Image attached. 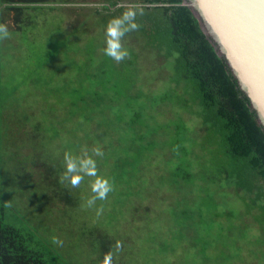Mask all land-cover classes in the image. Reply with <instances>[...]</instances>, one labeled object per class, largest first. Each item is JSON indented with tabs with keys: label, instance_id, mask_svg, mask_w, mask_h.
Instances as JSON below:
<instances>
[{
	"label": "trees",
	"instance_id": "16d2710c",
	"mask_svg": "<svg viewBox=\"0 0 264 264\" xmlns=\"http://www.w3.org/2000/svg\"><path fill=\"white\" fill-rule=\"evenodd\" d=\"M182 3L0 0V264H100L105 253L112 264H264V129ZM130 4L143 10L116 61L104 28ZM64 7L86 12L80 29L47 14ZM128 38L157 59L153 76ZM66 152L96 161L105 199L88 206L94 177L73 186ZM34 164L43 196L26 194ZM35 203L80 242L92 233L93 247L64 257L40 235Z\"/></svg>",
	"mask_w": 264,
	"mask_h": 264
},
{
	"label": "water",
	"instance_id": "95a60500",
	"mask_svg": "<svg viewBox=\"0 0 264 264\" xmlns=\"http://www.w3.org/2000/svg\"><path fill=\"white\" fill-rule=\"evenodd\" d=\"M264 129V0H183Z\"/></svg>",
	"mask_w": 264,
	"mask_h": 264
},
{
	"label": "rangeland",
	"instance_id": "374dc122",
	"mask_svg": "<svg viewBox=\"0 0 264 264\" xmlns=\"http://www.w3.org/2000/svg\"><path fill=\"white\" fill-rule=\"evenodd\" d=\"M71 1H74V0H71ZM78 1H80V0H78ZM66 7H64L63 9L62 8H57L52 13H47V14L50 15V16L52 14H54L55 17H56L55 21L57 23H60L61 21L64 22V24H67L69 29H80V23H81L80 20H83L84 18L87 17L86 12L78 13V11L75 10V13H72V11L70 9L66 8ZM68 7L76 8L75 5L74 6H68ZM67 16H68V19H66ZM89 23L91 24L90 19L88 20V24ZM90 24L88 26H86V27H88V29H102L100 25H96V26L92 25L91 26ZM9 25L11 26L10 20L7 21V25L6 26H9ZM60 29H62V28H60ZM63 29H65V28H63ZM126 43L130 44V45H133L135 52L139 53V56H140L139 59H138L139 60V65H140L141 68L144 69L145 75H148L149 77H151V76H153V74L155 72H158V67H157L158 64H156V62H157L156 58H154L152 55H147V53L143 52L142 49H141V45L139 43H135L134 39L128 38ZM121 45L124 48L123 44H121ZM151 68L152 69H156V71L149 72V70L152 71ZM2 80L3 81L5 80V76L4 77L0 76V83L2 82ZM150 85L152 87H154V86L155 87L156 86L159 87L160 86V81H157V80L154 79V81L150 82ZM17 97H19V95H17ZM37 168L38 167L36 166V164H34L33 166L28 165L26 167L27 175L33 180V182H31L30 179H29V182H31V183H29V187H27L28 191H26V194H29L30 191H34L36 193V195L41 193L42 196H43L45 190L41 189V185H43L44 189H45V185H44V183H43V181L41 179L37 178L35 180V178L37 176L35 171H36ZM33 175H34V177H33ZM42 178H44V177H42ZM219 196L221 198V202L225 203L224 200H223L222 195H219ZM227 199H228V196H227ZM26 202L27 203H32L31 201H26ZM228 202H229V204H232V205H228L227 206L228 208L233 207V210H235L236 212L243 210V206L242 205L238 206V202L236 203L235 200H231V203L228 200ZM37 204L38 203L34 204L33 210H36V209L39 210L40 211V216L42 217L41 220L42 221L44 220V223L39 225V228L41 229V234L40 235L42 237L45 236L44 238L47 239L48 242L50 241L51 238L55 239L57 249L59 251L66 252V255H65V253H63L64 257L65 256L69 257L70 256L69 253L74 252L75 253L74 254V258H75V256H77L79 254V252H78L79 249H81L83 247H86V246L93 247V245L95 244V237H94V235L92 233L86 239H84L83 242H80V240L82 239L83 236L82 237L81 236L80 237L77 236L78 234L76 233L74 227H69L67 224H64L63 222L61 224H55L57 222V220L51 218V217H54V215L53 214H49L48 211L44 212L45 209L42 210V208L37 207ZM17 208H19V207H17ZM39 211H38V213H39ZM90 211L92 212L91 213L92 216L93 215H97V209L96 208H91ZM21 215L22 214H19V216H21ZM50 215H51V217H48ZM54 220H55V222H54ZM77 220L79 221V219H77ZM248 221H251V220L248 218ZM90 223H94V220L92 219ZM50 235H51V238H48V237H50ZM140 244H141V246L143 248L145 246V241L144 240L140 241ZM64 247H66L65 250H64ZM127 250H128V247H125L123 252H128ZM148 253L150 255H153L154 247L151 248ZM222 253L223 252H220V255H222ZM94 255L95 254H93V256ZM217 255H215V256H217ZM225 255L227 256L228 254L225 253Z\"/></svg>",
	"mask_w": 264,
	"mask_h": 264
},
{
	"label": "clouds",
	"instance_id": "9594fccd",
	"mask_svg": "<svg viewBox=\"0 0 264 264\" xmlns=\"http://www.w3.org/2000/svg\"><path fill=\"white\" fill-rule=\"evenodd\" d=\"M142 12V8L138 9L134 5L127 6L119 15L113 16L105 24V47L104 53L112 57L116 61L122 60L128 53L127 49L121 45V37L128 31L138 27L136 22L137 11ZM7 29L0 25V36H6ZM93 151L97 155H102L100 148ZM65 173L69 182L75 186L80 183L84 175L94 177L91 182V191L95 193L87 201L88 206H92L96 199H105L111 191V184L105 177L97 175L96 161L86 152L83 156L73 157L70 153L64 154ZM83 174V175H82ZM100 264H112V254L105 253Z\"/></svg>",
	"mask_w": 264,
	"mask_h": 264
}]
</instances>
